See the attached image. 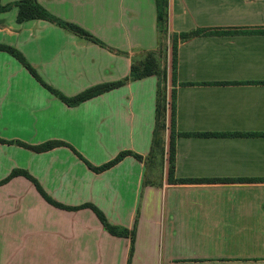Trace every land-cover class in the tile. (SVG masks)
Wrapping results in <instances>:
<instances>
[{
	"label": "crops",
	"instance_id": "0c3cea01",
	"mask_svg": "<svg viewBox=\"0 0 264 264\" xmlns=\"http://www.w3.org/2000/svg\"><path fill=\"white\" fill-rule=\"evenodd\" d=\"M19 1L0 0L9 7L0 46L40 81L0 51V264H264V0H168L167 48L200 33L178 41L167 70L175 111L158 152L156 76L74 107L44 87L73 98L127 78L158 48L155 0H37L100 44L46 21L17 23ZM48 142L63 145L30 148ZM122 152L102 173L88 166ZM162 152L156 177L151 160ZM86 205L134 233L130 261V239L108 233Z\"/></svg>",
	"mask_w": 264,
	"mask_h": 264
},
{
	"label": "trees",
	"instance_id": "16d2710c",
	"mask_svg": "<svg viewBox=\"0 0 264 264\" xmlns=\"http://www.w3.org/2000/svg\"><path fill=\"white\" fill-rule=\"evenodd\" d=\"M156 2V8H157V22H158V31L161 35L167 36V23H168V0H155ZM15 7L17 8V23H25L29 21H35V20H41L46 21L51 24H55L58 27H61L62 29L74 34L75 36L91 41L96 44H100L98 40L93 38L89 33L82 30L80 27L63 22L61 20H58L57 18L50 15L42 6H40L37 2V0H20L15 4ZM9 7H1L0 6V12L8 10ZM200 32L195 31L188 34H181L179 37H174L172 40L171 45V53H172V68L175 66V58H176V50L178 41L185 42L189 38L198 35ZM162 44H160L161 47ZM167 49V48H166ZM163 51V49H160ZM0 51H4L8 53L10 56H12L14 59H16L25 69H27L38 81L39 78L35 71L32 69L30 64L24 59V57L19 53L17 50L6 47V46H0ZM144 59H140L139 62H133L130 74L127 78L124 80L112 83V84H105L93 87L73 98H66L59 92L51 89L50 87H47L44 85V87L56 98H58L61 102L66 104L67 106L74 107L77 105H80L81 103L90 100L98 95L104 94L106 92H109L113 89L122 87L126 85L127 83L143 80L145 78L156 76L158 78V87H157V95H156V109H155V133H154V144H155V150L158 152L162 149V141L157 137V135L160 133L159 131H162L164 128V125L166 123V117H167V104H166V87H167V66H165L162 70L159 66V63L156 60L154 52H149L144 55ZM175 95H171V118L173 121L174 118V102ZM63 144L60 142H48L46 144H42L37 147H30L33 151L37 153H43L50 151L56 147H60ZM174 139L173 137L170 138L169 143V161H170V169L168 172V181L170 183L173 182V169H172V163H173V155H174ZM127 154L125 152L120 153L114 160L110 161L107 164H104L98 168H94L90 165H88L94 172L96 173H102L110 168H112L114 165L122 161ZM23 175L30 179L32 183L35 185L38 192L44 197V199L52 204L53 206L63 208L62 206L56 204L53 202L50 198L46 197L44 192L42 191L41 187L33 181L28 174L23 173ZM15 176V173H12V177ZM11 178V177H10ZM219 180H214L211 183H220ZM175 183L177 184H197V183H205L204 181L200 180H175ZM85 208H89L93 211V213L98 218L99 222L101 223L102 227L111 235L117 236V237H123V238H129L131 242V249L129 253V261L132 257L133 252V244H134V233H130L127 229L121 228V227H113L111 226L107 219L105 218L104 214L98 210L97 208L86 205ZM68 210H75V209H68ZM129 264V263H128Z\"/></svg>",
	"mask_w": 264,
	"mask_h": 264
},
{
	"label": "rangeland",
	"instance_id": "374dc122",
	"mask_svg": "<svg viewBox=\"0 0 264 264\" xmlns=\"http://www.w3.org/2000/svg\"><path fill=\"white\" fill-rule=\"evenodd\" d=\"M158 43H159L158 48L155 51H153L155 54L156 60L159 63L161 70L165 66H167V68L170 69L171 62H172V55H171V50H169V48H167L168 47L167 37L160 34V38H159ZM160 44H162L161 47H160ZM161 48L163 49V51L160 50ZM142 59H144V58H142ZM166 98H167L166 99L167 109H168V111L170 110V114H171V104H172L171 95H168V97H167V94H166ZM166 124H167V122L165 123L163 130L159 131L160 133L157 135V137L162 141L163 146H161V147H164L166 144V138H167V133H168ZM162 158H163V152H162V154L154 153V157L151 160V161H153V164L155 165V163H156L157 164L156 167L159 168V172H158V168H155L156 177L158 175H160L159 173H160V166L162 164ZM166 160H167V163L169 164V154L168 153H166ZM169 169H170V164H169ZM160 178H161V176H160Z\"/></svg>",
	"mask_w": 264,
	"mask_h": 264
}]
</instances>
